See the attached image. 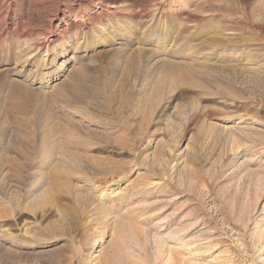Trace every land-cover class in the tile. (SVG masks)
<instances>
[{"label":"rangeland","instance_id":"obj_1","mask_svg":"<svg viewBox=\"0 0 264 264\" xmlns=\"http://www.w3.org/2000/svg\"><path fill=\"white\" fill-rule=\"evenodd\" d=\"M0 264H264V0H0Z\"/></svg>","mask_w":264,"mask_h":264},{"label":"bare ground","instance_id":"obj_2","mask_svg":"<svg viewBox=\"0 0 264 264\" xmlns=\"http://www.w3.org/2000/svg\"><path fill=\"white\" fill-rule=\"evenodd\" d=\"M238 124V123H237Z\"/></svg>","mask_w":264,"mask_h":264}]
</instances>
